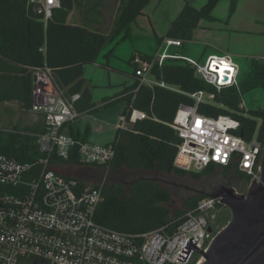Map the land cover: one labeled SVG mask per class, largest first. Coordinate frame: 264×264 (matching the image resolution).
Listing matches in <instances>:
<instances>
[{
	"label": "built area",
	"instance_id": "2783aa9c",
	"mask_svg": "<svg viewBox=\"0 0 264 264\" xmlns=\"http://www.w3.org/2000/svg\"><path fill=\"white\" fill-rule=\"evenodd\" d=\"M28 4L46 22L60 0H28ZM182 42L164 38L163 51L152 61L182 59L213 90L192 92L188 95L194 103L177 107L170 123L180 138L174 165L200 170L216 164L228 173H242L246 179L240 181L237 192L245 194L261 170L264 138H259L260 120L252 137L246 138L231 114L199 112V104L216 102L214 91L238 86V67L227 54L209 55L201 63L168 53L170 46ZM259 60L264 64V57ZM133 63L138 67L136 75L153 85L149 77L152 63L138 57ZM32 71L30 110L43 117L45 129L36 134L33 159L21 162L0 152V264H198L219 230L213 226L222 217L218 200L202 196L174 227L126 233L99 223L94 213L102 202V188L109 182L116 149L111 142H88L72 135L67 127L79 118L72 106L78 93L65 96L47 66ZM239 107L244 108L242 101ZM128 115L120 116V126L146 117L136 109ZM74 155L78 162H72ZM64 165L79 167L80 172L71 174Z\"/></svg>",
	"mask_w": 264,
	"mask_h": 264
},
{
	"label": "trees",
	"instance_id": "16d2710c",
	"mask_svg": "<svg viewBox=\"0 0 264 264\" xmlns=\"http://www.w3.org/2000/svg\"><path fill=\"white\" fill-rule=\"evenodd\" d=\"M74 1L60 0L59 7L53 9L51 18L45 22L40 15L32 12L28 0H0V104L16 101L20 106L30 109L32 70L44 65L51 70L53 83L65 96L78 93V97L72 101L78 113L97 110L92 98V87L83 78L84 67L96 60L110 37L122 31L125 32L124 36H128L129 24L151 0H118L115 25L110 35L100 29L68 23ZM218 1L206 0L200 7L194 6L190 0L186 1L165 34L156 36L157 43H161L164 38L190 40L192 30L200 20H214L212 9ZM237 1L229 0V17L235 12ZM135 57L152 63L149 74L155 83L150 85L141 80V76L135 73L138 67L134 63L133 82L123 83L121 90L103 100L104 107L124 102L123 116H129L130 111L136 109L143 111L146 117L116 127L111 141L116 152L110 162V180L102 188V202L94 213L99 223L126 233L145 232L162 225L174 227L183 218L185 210L195 207L202 196L187 200L182 208L172 212L168 207L172 202L171 192L164 185L143 176L134 180L130 177V182L124 184L112 179V175H121L122 180L146 172L194 180L210 174L218 167L216 164L200 170L176 167L174 159L180 138L170 126L179 104L194 103L188 94L198 90H213L212 86L199 77L194 66L182 59H166L160 63L141 53L140 56H132L129 61L133 63ZM160 82H164L165 86ZM260 86L264 87V64L253 60L246 78L239 81L237 87L228 86L219 92L214 91L216 102L201 103L198 111L208 116L231 114L239 120L240 129L246 138L252 137L260 120L259 138L262 140L264 106L254 110L239 107L243 90ZM240 111L247 112V115ZM44 129L43 117L40 115L35 123L22 129L17 124L0 128V152L14 156L21 162L33 159L36 155V134ZM69 132L75 137L83 136L71 128ZM72 162H78L76 155ZM222 168L224 172L228 171L226 167ZM238 175L246 179L244 174Z\"/></svg>",
	"mask_w": 264,
	"mask_h": 264
},
{
	"label": "rangeland",
	"instance_id": "374dc122",
	"mask_svg": "<svg viewBox=\"0 0 264 264\" xmlns=\"http://www.w3.org/2000/svg\"><path fill=\"white\" fill-rule=\"evenodd\" d=\"M76 6L75 11L73 10L71 14L74 18L78 17V13L80 14V17L83 16V14L86 15V11L88 7V14L87 16L91 19H103L102 24L98 25L99 28L102 30H107L110 32L108 35L112 33V25L114 23L115 14H113V9L116 7V2L113 3V0H87L91 3L80 2L81 0H75ZM85 1V0H84ZM107 3L105 4V2ZM118 1V0H117ZM194 5V4H193ZM74 12V13H73ZM222 14V10L219 12ZM85 15L79 20L80 24L82 26H87L88 21L85 18ZM86 16V17H87ZM264 16V15H263ZM73 20V19H72ZM134 21L129 24V35L132 34V31L134 32L135 37H139V40H133L134 45L138 47L137 45H141L145 47V50H142L143 52L147 53V55L151 56L152 58L155 57L154 52L156 50L157 40L153 39L151 35H148L144 32H141L140 29H138L134 24ZM89 24V23H88ZM95 26V24L93 23ZM136 27V29H135ZM112 30V31H111ZM124 31L122 33H119L115 36L110 37L106 42V51L103 53L100 52L99 56L96 58L95 62L88 63L85 65V70L88 68L89 74L87 78H93V90H96L95 96L93 98H103L107 94L108 96H113L115 93H117L119 90L123 88V83L125 84H131L133 82L132 73L135 70V64L131 63L129 60L132 57L133 53V42L129 40V38L122 39L124 36ZM148 38V39H147ZM153 39V40H149ZM135 47V48H136ZM155 49V50H154ZM113 50V54L117 57H113L111 59L112 64H119L120 68L124 70L123 72L109 68L104 67L100 64H98V61L101 63H105L106 56L104 55L108 53L109 51ZM138 50V49H136ZM150 51V52H149ZM153 52V53H152ZM240 60V61H239ZM236 60L237 61V67H238V78L239 80H243L246 78V75L248 74L250 68L247 60L252 61L253 57L245 58ZM201 63H204V61L198 60ZM89 67L91 68L89 70ZM108 73H111V80L108 76ZM150 76V74H149ZM151 77V76H150ZM92 84V85H93ZM91 85V86H92ZM241 101L244 106L245 110H254L257 108H261L264 106V87H253L247 90H243V93L241 94ZM103 102V100H100ZM120 103L112 104L111 106H108V108L105 110L103 108L98 109L97 111L90 112V113H82L80 115V118L76 120L73 124L74 131H78L83 136H86L87 133V141L88 142H97L102 144H107L108 142H111L114 138L115 129L117 125L119 124V118L120 113L123 108H121ZM39 118V115L37 113L32 112V110L25 108L23 106H20L17 102L14 101H8L0 104V128H10L14 124H17L18 126L22 127V125H30L37 121ZM65 170H67L71 174H76L80 170L79 167L69 168L67 166H62ZM80 172V171H79ZM149 176L151 178H154L159 184L164 185L168 190H172L171 185L174 183H187L190 179L183 177H175L173 175H164V174H158V173H136L131 176ZM113 179V178H112ZM171 183V184H170ZM169 187V188H168ZM171 205L168 207L173 212L175 209L182 208L181 201L179 199V196L173 195L171 192ZM171 212V213H172ZM228 216H222L221 221L223 222L225 219H227ZM220 221V222H221ZM214 229L217 230L216 225H213Z\"/></svg>",
	"mask_w": 264,
	"mask_h": 264
},
{
	"label": "crops",
	"instance_id": "0c3cea01",
	"mask_svg": "<svg viewBox=\"0 0 264 264\" xmlns=\"http://www.w3.org/2000/svg\"><path fill=\"white\" fill-rule=\"evenodd\" d=\"M113 1H114L113 3L116 2V7H114L113 9L114 12L113 14H115V19H116V8L118 5V1L117 0H113ZM186 1L189 0H151L143 8L142 13L138 15V17L134 20L133 24L138 29H140L141 32L151 35L152 38L156 40V36H162L165 34V32L168 29L167 27L173 21L176 15L179 13V10L182 8V6ZM190 1L196 7H200L202 4L206 2V0H190ZM80 2H85V4L91 3L87 0L85 1L81 0ZM106 3L107 1L105 2V4ZM75 6H76V1H74L73 8L69 12L67 22L73 24H80V20L78 18L80 17V14L78 13L77 18H74L72 16L73 14H71L72 11L75 9ZM228 6H229V0H219L212 9L214 20H200L192 30L190 40L183 41L180 46L177 45L170 46L167 49L168 53L169 54L177 53L183 56L184 58H189V59L192 58L197 61L201 60L204 62L209 55L223 56L225 54H227L230 57L231 61H233L235 64L237 63L236 60L242 59L243 57L247 59L248 57L249 58L253 57V60L260 61L259 59L261 57H264V33H263L264 0H238L235 7L236 10L230 17L228 16V11H229ZM88 9H90V7H88ZM88 9L86 11V15L83 14V16L85 15V18L87 19L86 21H88L89 23V24L87 23L86 27H89L91 29L102 30L101 28L98 27V25L102 24L103 19L99 20L97 18L95 19L89 18L87 16ZM221 10H222V14L219 13ZM83 16H81L80 19ZM93 23L95 24V26L93 25ZM114 25H115V21L112 25V30L114 28ZM103 31H106L107 34L110 32V30L109 31L103 30ZM132 34L134 35L133 31ZM132 34L130 35L128 34L127 36V38L130 37L129 40H131V42H133V40L136 41L139 40V37H135ZM125 38L126 36L122 37V39ZM153 39H149V40H153ZM105 46L106 43L100 52L103 53V51L104 52L106 51L107 47ZM132 46H133V51H135L132 56L134 55L140 56L141 53H145L142 51L145 50V47L141 45H137L138 47H136L134 45V42ZM156 46H157L156 50L154 49L155 51H153L155 56L157 55V53L162 52L164 49V45H162V42L157 43ZM113 52L114 51L111 50L104 55V57L106 56V61L104 64L99 61L98 64L104 67H108V69L113 68L123 72L124 70L120 68L119 64L117 63L112 64L111 59L113 57H116L113 54ZM252 61L247 60L248 64H250L249 68H251ZM90 69L91 68L89 67V70ZM87 71L88 68H86L85 70L84 67L83 78L86 84L88 86H91L93 84L94 76L92 79L91 78L88 79L87 76L89 72ZM108 76L111 80V73H108ZM237 78H238V73H237ZM91 87H92V98H93V96H95L96 94V90H93L94 84ZM107 96L108 95L106 94L105 97ZM105 97L98 99L94 98L96 102L97 110L101 108L106 110L108 108V106L104 107L103 102L100 101L101 99L104 100ZM117 103H120L122 105L121 108H124L125 105L124 102H117ZM81 114L82 113H79V118ZM73 124L74 122L70 124L71 126L67 127L68 131H70V128L74 131L75 130L74 127H78L75 125L73 126ZM24 126L26 125H22V127L20 126L18 127L22 129ZM87 133L84 139L87 138ZM81 137L83 138V136Z\"/></svg>",
	"mask_w": 264,
	"mask_h": 264
},
{
	"label": "water",
	"instance_id": "95a60500",
	"mask_svg": "<svg viewBox=\"0 0 264 264\" xmlns=\"http://www.w3.org/2000/svg\"><path fill=\"white\" fill-rule=\"evenodd\" d=\"M260 162V173L245 194L224 185L220 190L205 195L216 198L220 205L225 206L230 219L213 236L198 264H264V148ZM143 177L156 182L149 176ZM136 178L140 176L132 180Z\"/></svg>",
	"mask_w": 264,
	"mask_h": 264
},
{
	"label": "flooded vegetation",
	"instance_id": "af4514ba",
	"mask_svg": "<svg viewBox=\"0 0 264 264\" xmlns=\"http://www.w3.org/2000/svg\"><path fill=\"white\" fill-rule=\"evenodd\" d=\"M94 176L97 178L98 174ZM120 176L121 175H112L113 179H118V181L124 184L129 183V180H131V176L124 177V179L122 180L120 179ZM240 181H242V178H240L237 173L224 172L223 168L221 166H218L214 170H212L210 174L200 179H190L189 181H187V183L172 184L171 192L173 195L175 194L176 196H179L181 206H183L187 200L194 198L195 196H205L208 194H212L213 192L220 190V188L224 185H230L237 191L239 188H241ZM156 183L158 182L156 181ZM220 206L222 207V216L228 217L223 222L221 221L222 219H220L215 223L216 228L218 229L222 228L230 219L228 209L225 206Z\"/></svg>",
	"mask_w": 264,
	"mask_h": 264
}]
</instances>
